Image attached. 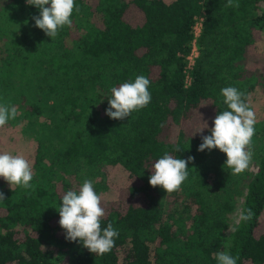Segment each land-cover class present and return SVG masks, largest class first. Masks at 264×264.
Returning <instances> with one entry per match:
<instances>
[{
    "label": "trees",
    "instance_id": "obj_1",
    "mask_svg": "<svg viewBox=\"0 0 264 264\" xmlns=\"http://www.w3.org/2000/svg\"><path fill=\"white\" fill-rule=\"evenodd\" d=\"M226 3L74 0L71 27L51 39L35 27L37 8L0 0V103L18 110L0 133L19 128L34 143L32 187L10 188L0 178V264H217L221 251L238 256L237 264H264V232L255 235L264 212V124L254 126L253 170L239 175L224 167L219 149L197 150L209 130H186L204 103L214 119L227 110L225 87L245 93L250 107L252 94L264 95V74L247 68L256 34H264V0ZM138 75L150 80L151 102L124 120L109 118L110 89ZM165 152L194 157L172 193L149 184ZM114 169L125 178L126 199L118 189L108 199ZM86 179L102 196V229L111 222L119 232L103 255L66 240L59 226L62 195ZM247 209L252 219L237 223Z\"/></svg>",
    "mask_w": 264,
    "mask_h": 264
},
{
    "label": "clouds",
    "instance_id": "obj_2",
    "mask_svg": "<svg viewBox=\"0 0 264 264\" xmlns=\"http://www.w3.org/2000/svg\"><path fill=\"white\" fill-rule=\"evenodd\" d=\"M26 4L39 10V15L32 17L35 27L51 39L57 36L59 29L72 25L74 0H26ZM225 7L238 8L239 4L227 0ZM75 10L79 12L78 7ZM149 85L150 80L147 77L138 75L134 82L112 87L108 99L109 107L105 114L113 120H124L133 111L146 107L152 99L148 90ZM221 95L227 110L215 116L214 127L208 129L210 135L202 137V143L197 150L204 152L206 149L209 151L219 149L227 157L224 167L230 169L232 175H239L249 169L252 161L251 143L255 135L256 117L245 102V93L235 87H225L221 89ZM17 115L16 107L0 103V128L10 119L14 120ZM205 124L207 128V123ZM176 151L180 149L177 147ZM193 160L194 157L191 156L184 160L165 152L162 158L152 164L149 184L154 188L161 187L166 193L178 191L188 177L187 166ZM0 178H3L10 188L13 186L31 188L32 166L23 155L0 152ZM4 200L5 196L0 192V201ZM101 202L102 196L95 192L93 182L86 179L78 190H68L62 195L57 210L60 216L59 226L65 231L66 240L70 242L79 240L84 248L96 255L110 252L115 246V238L119 236L111 222L102 229L101 220L105 216V210ZM253 215L251 209L244 210L238 214L237 223L250 221ZM214 255L217 264H237L239 259L238 256L233 257L223 251Z\"/></svg>",
    "mask_w": 264,
    "mask_h": 264
},
{
    "label": "rangeland",
    "instance_id": "obj_3",
    "mask_svg": "<svg viewBox=\"0 0 264 264\" xmlns=\"http://www.w3.org/2000/svg\"><path fill=\"white\" fill-rule=\"evenodd\" d=\"M256 39V47L251 49L248 55L247 68L250 71H259L264 74V34H256ZM250 105L256 117V123L254 126L258 127L259 125L264 124V95L259 91L252 94ZM213 121L212 109L208 103H204L196 112L193 121L186 127V130L189 134H203L206 133L209 128L213 127ZM205 123H207V128ZM176 132L177 129L173 131V137ZM252 147L253 145H251V148ZM33 150L34 143L24 139L20 134L19 128L10 129L0 133V152H9L12 155H23L28 161H30ZM249 170H253V167L250 166ZM108 178L111 181L110 184L112 190L108 194V199L114 197L113 193L116 189L119 191V198L121 200L126 199V185H124L125 178L121 176L117 169L110 170L108 172ZM263 232L264 212L260 217L259 225L255 230V235L258 236Z\"/></svg>",
    "mask_w": 264,
    "mask_h": 264
},
{
    "label": "built area",
    "instance_id": "obj_4",
    "mask_svg": "<svg viewBox=\"0 0 264 264\" xmlns=\"http://www.w3.org/2000/svg\"><path fill=\"white\" fill-rule=\"evenodd\" d=\"M201 28V20L197 21L196 22V25H195V35L197 36L198 33H199V30ZM198 56V49H197V46H196V42L195 40L192 42V48L190 50V53L189 55L186 57V60H187V64H186V67H185V85L188 86L190 84V71H191V68L194 64V60L195 58Z\"/></svg>",
    "mask_w": 264,
    "mask_h": 264
}]
</instances>
